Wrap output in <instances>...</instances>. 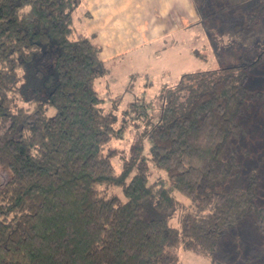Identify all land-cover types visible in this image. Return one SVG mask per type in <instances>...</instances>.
<instances>
[{"label": "trees", "instance_id": "obj_1", "mask_svg": "<svg viewBox=\"0 0 264 264\" xmlns=\"http://www.w3.org/2000/svg\"><path fill=\"white\" fill-rule=\"evenodd\" d=\"M80 2L0 0V264H177L180 247L225 264L216 250L239 221L251 216L264 237L256 176L243 185L236 150L241 117L255 98L264 106V89L246 85L264 42L250 62L184 72L116 172L105 146L122 128L95 89L100 47L73 29ZM17 77L43 86L16 89ZM147 160L165 176L150 178Z\"/></svg>", "mask_w": 264, "mask_h": 264}, {"label": "rangeland", "instance_id": "obj_2", "mask_svg": "<svg viewBox=\"0 0 264 264\" xmlns=\"http://www.w3.org/2000/svg\"><path fill=\"white\" fill-rule=\"evenodd\" d=\"M195 1L199 7L200 20L193 33L180 32L181 37L185 38L167 49L162 48L161 41H157L150 46L147 44L142 48L107 59V72L95 81V89L102 99L100 105L105 111L115 116V128H122L119 131L120 137L112 138L105 146V150L112 149L113 151L111 162L116 172L120 171L123 163L129 159V148L132 142L149 128V114L153 111V119L155 118L158 106L168 95L166 91L176 85L184 72L203 71L220 65L250 62L264 42V0ZM256 8L262 9L260 13L262 15L257 23L243 25V19ZM80 10L78 6L73 12L76 28L75 18ZM30 70L32 71V66ZM247 72L246 85L248 88L250 90L264 89V64L250 66ZM41 80L27 83L28 80L17 77L10 78L8 83L16 89L22 86L35 89L43 86ZM133 100L137 103L135 109L129 106ZM16 102L28 105V102L22 99ZM45 109L49 115L55 111L54 106L48 103L45 104ZM141 109L145 110L141 112ZM240 124L242 131L240 137L237 138L236 150L238 156L241 157L240 170L243 185H246L252 174H255V201L258 205H264L263 102L255 98L250 108L241 117ZM143 141L146 151L149 142L146 139ZM246 149L248 154L244 153ZM146 163L150 178L165 176L149 160ZM135 171H137L136 167L130 171L126 180ZM4 175V172H0V179ZM108 193H116L123 198L121 188L118 186L108 187ZM173 194L178 201L188 203L189 198L179 191L173 190ZM183 211V208L176 210L175 215L170 219L173 226L180 227V215ZM244 219L239 221L238 225L243 228L247 227V230H237L240 231L239 234L236 231L225 233L217 247L216 257L225 264H264V238L259 235L253 237L255 230L250 228L249 224L251 216ZM244 234L251 235V237L247 240L243 238L239 240V237H244ZM246 244L247 247H245ZM250 248L255 253L248 252ZM257 253H260L262 258H257L255 255ZM178 264H209V259L180 247Z\"/></svg>", "mask_w": 264, "mask_h": 264}, {"label": "crops", "instance_id": "obj_3", "mask_svg": "<svg viewBox=\"0 0 264 264\" xmlns=\"http://www.w3.org/2000/svg\"><path fill=\"white\" fill-rule=\"evenodd\" d=\"M78 6L81 9L75 18L78 29L74 18L73 29H77L75 33L91 37L100 47L105 63L107 59L157 41L162 42V48H170L185 38L180 32L193 33L200 20L195 0H81ZM249 224L255 230L254 238L256 235L263 237L252 222ZM241 229L245 231L247 227L237 225L230 231L239 234L237 230ZM250 237L244 234L239 240ZM248 252L255 253L251 248ZM255 255L262 258L260 253Z\"/></svg>", "mask_w": 264, "mask_h": 264}]
</instances>
